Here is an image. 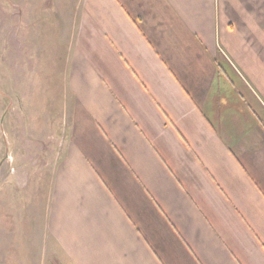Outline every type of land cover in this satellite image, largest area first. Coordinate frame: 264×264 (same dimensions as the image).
<instances>
[{
	"label": "crops",
	"instance_id": "crops-1",
	"mask_svg": "<svg viewBox=\"0 0 264 264\" xmlns=\"http://www.w3.org/2000/svg\"><path fill=\"white\" fill-rule=\"evenodd\" d=\"M42 1L0 0L1 136L36 83L57 103L27 111L55 134L50 166L20 159L25 189L0 167L32 229L5 217V246L24 264H264V0Z\"/></svg>",
	"mask_w": 264,
	"mask_h": 264
},
{
	"label": "rangeland",
	"instance_id": "rangeland-1",
	"mask_svg": "<svg viewBox=\"0 0 264 264\" xmlns=\"http://www.w3.org/2000/svg\"><path fill=\"white\" fill-rule=\"evenodd\" d=\"M46 1L45 4L52 3L51 6L53 7H59L61 11L67 12L68 10H74L76 7V4L78 3V0H44ZM50 1V2H49ZM30 5L33 7L39 6L43 1L42 0H29ZM1 11H5L4 9H0ZM62 25L65 24L67 21L66 16H61ZM0 43L4 42V35H3V27H4V16L1 12L0 14ZM68 22V21H67ZM67 24V23H66ZM2 46V45H1ZM5 60L4 57V48H0V79H2L3 82V68L1 66L3 65V62ZM2 62V63H1ZM224 67V66H223ZM2 76V77H1ZM57 81H55L56 84ZM50 88L55 86L54 80L50 81ZM231 83L233 86H231L233 92L235 91L237 101L235 102L236 105H242L246 108L247 106V95L243 94V96L240 95L239 90L242 89L241 85L237 80L231 79ZM57 90V88H56ZM49 90H44L41 88L40 84L36 83V86H34V90H31V95L28 97V101L30 102L28 107L26 105L22 104L20 102L19 104L13 105L12 108L14 109L13 112L10 114L12 115L13 124H16V128L12 130V135L9 134V129L6 128L8 133L7 137L4 138L1 136L0 132V167L5 170L4 175L7 176V174L12 173L14 175V182L16 185V181L19 184L22 189H25L27 185L30 184V176L28 175V171L26 170V167L23 163L20 162V159L23 160L25 163H27L31 167H44L47 168L51 164L50 157L52 156L49 154L47 157L43 158L44 151H47L48 149L52 148V146H55V143H51L53 136L55 134L46 135L43 138H40L36 134L32 132L31 128V122L29 121L27 111L32 110L31 112L34 113L33 117L37 119V115L40 112V108L44 107L45 111L46 109L49 112H53L52 108L54 109L57 106V103L54 105L47 104L45 105V102L47 100L46 92ZM231 92V93H233ZM8 98L4 95H0V118L2 113L4 112L6 103L8 102ZM232 98V97H231ZM23 101V99H22ZM26 103V102H25ZM233 103V101H231ZM27 104V103H26ZM249 110V109H248ZM28 114V115H27ZM40 119V118H39ZM52 121V119L50 120ZM15 126V125H14ZM15 131V132H14ZM4 135V134H3ZM8 148V155L7 158L4 160V163H1V159L4 156L6 149ZM23 152V155H16L17 152L20 153ZM51 152V150H50ZM12 154V155H11ZM47 155V154H46ZM51 155V156H50ZM17 156L19 158V164L17 165ZM25 167V168H23ZM4 178L5 176H0ZM6 185V186H5ZM12 182L2 183L0 187V192L2 197H0V221H4L5 217H8L9 221L12 223L11 228L12 231L22 235L23 233L27 234L29 232H32L31 229V221L30 216L28 214V208H24L22 203H20V206L17 207L14 205L13 201L7 200V204L5 202L6 195L10 194V190L12 189ZM17 201V200H16ZM21 200H18L20 202ZM15 202V201H14ZM6 204V206H5ZM8 206V207H7ZM0 226H4V224H1ZM5 227V226H4ZM3 233V236L2 234ZM5 232H0V264H24L27 263V256L25 255H16L12 254L13 252L10 247L5 246L6 240L4 241ZM11 241H7V245H9ZM14 243H19V240L14 241ZM30 264V262L28 263Z\"/></svg>",
	"mask_w": 264,
	"mask_h": 264
}]
</instances>
